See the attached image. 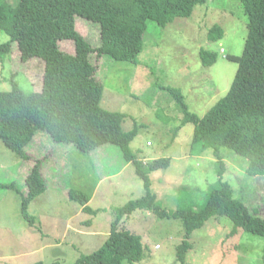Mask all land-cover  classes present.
I'll use <instances>...</instances> for the list:
<instances>
[{
    "label": "rangeland",
    "instance_id": "1",
    "mask_svg": "<svg viewBox=\"0 0 264 264\" xmlns=\"http://www.w3.org/2000/svg\"><path fill=\"white\" fill-rule=\"evenodd\" d=\"M77 19L78 31L98 46L99 24ZM247 21L239 0H207L197 4L190 16L176 17L165 26L147 21L137 62L102 55L97 63V76L103 84L101 106L124 114V131L137 126L129 145L136 159L145 166L156 159H169L167 167L149 173L150 190L163 209L198 211L217 182L219 165L211 149H191L194 125L182 123L181 109L167 89H179L189 111L204 116L229 90L237 63L228 57L242 54ZM214 25L223 30L218 40L208 38ZM8 39L0 33V43ZM60 46L74 52L72 41H60ZM201 49L215 52L216 61L203 65ZM3 60L0 90H10L13 72L25 90L42 88L41 58L23 61L13 45ZM27 151L32 158L23 160L0 140V183L16 180L25 194V176L37 160L42 162L47 182L46 190L28 207L35 217L33 227L21 214V195L0 187V264L40 260L75 264L81 255L103 244L118 209L146 193L136 165L123 157L117 145L103 144L82 153L37 131ZM221 152L226 164L224 179L230 183L233 196L251 210L259 208V215L264 216V176L249 175L243 157L225 148ZM71 188L88 195L91 212L82 210L81 203L69 197ZM121 220L120 227L141 238L142 256L133 264H180L177 247L186 238L180 218L137 209ZM232 230L233 223L226 215L205 221L188 238L191 247L184 264H264V237L241 230L232 234Z\"/></svg>",
    "mask_w": 264,
    "mask_h": 264
},
{
    "label": "trees",
    "instance_id": "2",
    "mask_svg": "<svg viewBox=\"0 0 264 264\" xmlns=\"http://www.w3.org/2000/svg\"><path fill=\"white\" fill-rule=\"evenodd\" d=\"M207 0H0V33L9 39L0 43V60L17 47L20 58H41L44 62L42 88L27 91L17 81V72L9 78L10 90H0V140L23 160L31 159L27 147L37 131H43L56 143H66L82 153L103 144L117 145L123 157L136 165L146 193L118 209L109 236L94 252L81 255L75 264H133L142 256L140 236L122 228V216L137 209H148L162 217H177L184 224L186 238L178 245L180 264L191 244L190 234L208 219L226 215L233 223L231 233L246 231L264 237V216L259 208H249L233 196L230 183L224 179L226 164L223 148L246 160V172L264 176V0H239L247 16V34L242 54L229 56L237 69L226 94L199 117L190 112L177 88L167 90L174 96L183 114L182 123H193L191 149H211L219 163L217 182L198 211H168L156 203L151 192L149 173L167 167L168 158L156 159L145 166L130 150L137 126L124 131V114L101 106L103 84L97 76L102 55L114 60L137 62L143 48L147 21L159 26L176 17H188L197 4ZM77 17L99 24L100 44L93 46L76 28ZM223 30L214 25L210 40L221 38ZM74 44V52L62 49L60 41ZM203 65L216 61V53L201 49ZM97 59V61H96ZM95 60V62H94ZM16 181V180H15ZM0 183L21 195V214L30 227L35 217L28 212L30 202L46 188L42 162L37 160L25 176L27 192H21L17 181ZM24 185V184H22ZM69 197L91 212L88 195L70 189ZM264 259V253H263ZM32 264H46L36 261Z\"/></svg>",
    "mask_w": 264,
    "mask_h": 264
}]
</instances>
